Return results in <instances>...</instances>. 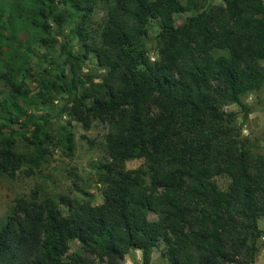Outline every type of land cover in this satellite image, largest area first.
I'll return each instance as SVG.
<instances>
[{
  "label": "trees",
  "instance_id": "obj_1",
  "mask_svg": "<svg viewBox=\"0 0 264 264\" xmlns=\"http://www.w3.org/2000/svg\"><path fill=\"white\" fill-rule=\"evenodd\" d=\"M23 1L25 11L0 0V53L10 54L0 58L9 86L0 99V174L12 177L24 163L18 134L34 148L28 161L47 153L48 115L37 111L53 110L57 97L83 128L92 119L107 124L109 160L97 167L100 203L87 191L15 197L0 219V264H122L132 249L150 264L158 243L168 264H253L264 158L250 154L224 107L246 116L241 96L263 84V0H112L95 40L86 28L95 0ZM183 12L190 15L175 24ZM90 56L100 73L82 71ZM31 57L50 65L32 96L24 74ZM60 136L70 153L71 133ZM135 154L142 165L125 168ZM218 175L228 178L223 189ZM73 240L80 250H69Z\"/></svg>",
  "mask_w": 264,
  "mask_h": 264
},
{
  "label": "rangeland",
  "instance_id": "obj_2",
  "mask_svg": "<svg viewBox=\"0 0 264 264\" xmlns=\"http://www.w3.org/2000/svg\"><path fill=\"white\" fill-rule=\"evenodd\" d=\"M14 1L21 10L25 11L27 5L23 0ZM111 1L95 0L86 22V28L94 40L98 39L105 7ZM202 1L204 4L211 5L221 3V0ZM180 2L184 3L185 0H180ZM188 15H190V12L181 13L175 20V24L183 22ZM154 32L155 27L151 25L147 42V53L150 59L156 58L154 40L152 38ZM9 55L8 51H4L0 53V58L9 60ZM47 62L34 57L28 59L24 74L25 82L30 90V96L36 92V81L40 78L43 67L50 66L49 62ZM260 64L264 66V59L260 60ZM81 67L82 71L86 73L97 74L101 72L96 68L93 57L85 60ZM4 68L5 65H3L2 70ZM8 93L9 86L0 79V99L6 97ZM241 102L250 110L246 116H243L242 109L236 104H229L224 109L233 112L234 124L239 128V134L244 139L245 147L250 154L252 156L260 155L264 158V81L259 89L242 95ZM62 104V98L57 97L52 103L53 110L51 111L39 105V111H37L39 114L47 112V126L51 136H49L46 143L42 144L43 147L45 146L47 153L36 164L28 161L30 160L28 156L33 153L34 148L26 143L19 134L14 137V149L22 154L25 159L20 169L12 177L0 174V219L12 205L13 199L18 196L27 199L30 197L35 198L37 201L45 198L56 200L59 195L80 198L82 191H87L92 194L93 204L101 202L103 183L97 167L109 160L103 139L107 124L92 119L89 127L83 128L79 122L62 111ZM26 110L30 111V107L26 108ZM15 128L18 132L27 131V127L15 125ZM68 131L72 135V150L70 153H67L63 144V136H60ZM141 165L142 157L136 154L124 161V167L127 169H133ZM214 180L221 189L225 188L228 183V178L225 175L215 176ZM147 217L150 220H155V216L150 212L147 213ZM258 227L262 233L258 239L259 249L256 252L253 264H264V215L258 219ZM69 246L70 251L80 250L78 242L75 240L71 241ZM121 263L140 264V251L132 249L124 255ZM96 264L101 263L97 261ZM150 264H168L163 254V245L161 243H158L152 249Z\"/></svg>",
  "mask_w": 264,
  "mask_h": 264
}]
</instances>
